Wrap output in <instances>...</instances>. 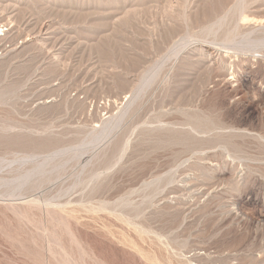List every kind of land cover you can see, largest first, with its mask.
<instances>
[{
    "label": "rangeland",
    "instance_id": "374dc122",
    "mask_svg": "<svg viewBox=\"0 0 264 264\" xmlns=\"http://www.w3.org/2000/svg\"><path fill=\"white\" fill-rule=\"evenodd\" d=\"M116 1L0 0V264H264V0Z\"/></svg>",
    "mask_w": 264,
    "mask_h": 264
},
{
    "label": "bare ground",
    "instance_id": "6f19581e",
    "mask_svg": "<svg viewBox=\"0 0 264 264\" xmlns=\"http://www.w3.org/2000/svg\"><path fill=\"white\" fill-rule=\"evenodd\" d=\"M118 1V0H117ZM116 1V2H117ZM142 1V0H141ZM174 1V0H173ZM181 1H183V0H181ZM208 1V0H207ZM130 3V2H129ZM164 3V2H163ZM162 3V4H163ZM168 3H170V1H168ZM119 4V3H118ZM172 5V4H171ZM175 5V4H174ZM123 6V5H122ZM129 6V5H128ZM173 6V5H172ZM104 7V6H103ZM118 7V6H117ZM126 7V5H124V8ZM135 7V6H134ZM137 7V6H136ZM167 7H169V4H168V6H166V8ZM181 7V6H180ZM201 7V6H200ZM87 8V7H86ZM126 9V8H125ZM164 9V8H163ZM176 9V8H175ZM174 9V10H175ZM189 9V8H188ZM124 10V9H123ZM128 10V9H127ZM126 10V11H127ZM130 10V9H129ZM170 11H172L171 9H169ZM233 10V9H232ZM243 10V9H242ZM245 10V9H244ZM170 11H168L167 12V14H169V12ZM132 12H134V11H132ZM186 12H187V10H186ZM238 12V11H237ZM166 13V12H165ZM164 12L162 13V14H165ZM171 13H173V12H171ZM239 14V13H238ZM123 15V14H122ZM240 15V14H239ZM131 16V15H130ZM167 16V15H166ZM165 16V17H166ZM242 17V16H241ZM241 17H239V19L238 20H241ZM244 17H246V16H244ZM244 17H242V19L244 18ZM112 19H113V17H112ZM129 19V18H128ZM163 19V18H162ZM166 19H168L167 17H166ZM246 19V18H245ZM127 20V19H126ZM165 20V19H164ZM163 20V21H164ZM167 21V20H166ZM1 22V21H0ZM152 22V21H151ZM243 22V21H242ZM161 24V23H160ZM152 25V24H151ZM160 27V26H159ZM162 27V26H161ZM151 28V27H150ZM153 28V27H152ZM151 28V29H152ZM41 29H43V28H41L40 27V30ZM40 30H38V31H40ZM11 31H12V29H10L9 27H6V26H4V25H1L0 24V42L2 41L3 42V40L5 39V38H7L6 36H8V34L9 33H11ZM37 31V33L39 34V32ZM41 32V31H40ZM27 35V34H26ZM37 36V35H36ZM24 43V42H23ZM20 44V43H19ZM3 45V44H2ZM17 45V44H16ZM1 49H3L2 48V46L0 45V50ZM5 49V48H4ZM169 49V48H168ZM202 50V52L200 53V54H198V56H200L201 58L202 57H204L205 59H204V61L206 62V63H208V64H210V66H211V64H215V62H216V59H214V57L212 56V53H213V51H211L210 50V48L209 47H204V48H202L201 49ZM6 51H7V49H6ZM3 52H5V51H3ZM227 52V51H226ZM218 55V54H217ZM220 56V55H219ZM218 56V57H219ZM197 60H200L199 59V57H198V59ZM200 61H203V60H200Z\"/></svg>",
    "mask_w": 264,
    "mask_h": 264
}]
</instances>
